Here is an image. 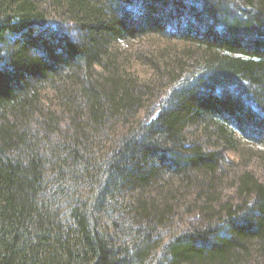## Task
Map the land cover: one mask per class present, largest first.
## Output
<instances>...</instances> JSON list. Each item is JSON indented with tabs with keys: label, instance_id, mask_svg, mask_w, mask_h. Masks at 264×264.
Here are the masks:
<instances>
[{
	"label": "trees",
	"instance_id": "16d2710c",
	"mask_svg": "<svg viewBox=\"0 0 264 264\" xmlns=\"http://www.w3.org/2000/svg\"><path fill=\"white\" fill-rule=\"evenodd\" d=\"M0 264H264V0H0Z\"/></svg>",
	"mask_w": 264,
	"mask_h": 264
},
{
	"label": "rangeland",
	"instance_id": "374dc122",
	"mask_svg": "<svg viewBox=\"0 0 264 264\" xmlns=\"http://www.w3.org/2000/svg\"><path fill=\"white\" fill-rule=\"evenodd\" d=\"M149 40H153L151 37H147V38H145V37H143V38H139L137 41H135V42H133V49L134 50H139V51H141V50H143L144 52L146 51V52H151L153 49H154V47H152V49L149 51V50H147V48H146V44H149ZM120 46H121V49H122V53H124V48L126 47L125 46V44H124V42H122L121 44H120ZM144 48V49H143ZM138 56H140L141 54H140V52L137 54ZM135 58V56H133L132 57V59H130L129 60V64H131L132 63V60ZM143 58H140V59H138V64L141 66V67H144L142 64H141V60H142ZM128 59H126V60H124V61H127ZM141 61V62H140ZM143 63V62H142ZM129 64H127V65H129ZM150 65V64H149ZM151 66V65H150ZM134 67H135V65H134ZM233 92H236L235 90H233ZM248 105H251L252 103H250L251 101L248 99ZM243 138V137H242ZM243 141H245V142H250L247 138H243ZM252 168H251V171H253V172H255L257 175H261L260 173V170L258 169V167L256 166V165H254V166H251ZM221 169H222V167H221ZM235 170V169H234ZM233 170V171H234ZM229 174L228 175H226L225 177L226 178H224L223 177V175L222 176H220V178H219V181L220 182H225V181H227V180H230V178H232V172H228ZM227 190V187L226 188H224V190L223 191H226ZM224 193V192H223ZM226 194V193H225ZM228 196H230V195H228ZM223 200H226V198H224ZM182 216H185V215H182ZM188 219H191V216H189V217H187Z\"/></svg>",
	"mask_w": 264,
	"mask_h": 264
},
{
	"label": "snow or ice",
	"instance_id": "6c2138e0",
	"mask_svg": "<svg viewBox=\"0 0 264 264\" xmlns=\"http://www.w3.org/2000/svg\"><path fill=\"white\" fill-rule=\"evenodd\" d=\"M242 39V38H241Z\"/></svg>",
	"mask_w": 264,
	"mask_h": 264
}]
</instances>
